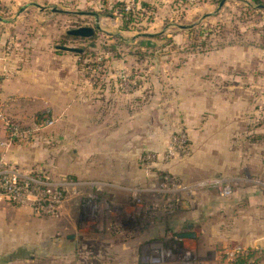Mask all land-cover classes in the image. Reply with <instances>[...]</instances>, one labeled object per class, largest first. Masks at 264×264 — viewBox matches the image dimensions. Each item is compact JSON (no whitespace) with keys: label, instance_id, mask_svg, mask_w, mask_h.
<instances>
[{"label":"rangeland","instance_id":"rangeland-1","mask_svg":"<svg viewBox=\"0 0 264 264\" xmlns=\"http://www.w3.org/2000/svg\"><path fill=\"white\" fill-rule=\"evenodd\" d=\"M215 1L219 5L205 12L212 14L205 24L160 25L153 16L136 22V28H124L126 38L160 32L152 38L155 49L141 47L145 50L143 55L136 52V40L115 39L113 34L121 27L115 19L119 13L113 10L109 14L75 6L64 10L51 4L52 1L44 8H30L27 14L17 15L16 11L8 16L1 14L18 21H11L15 25L12 29L9 21L0 24V73L6 76L5 72L16 69L17 62L24 60L27 52V37L37 34L32 61L35 65L40 61L38 64L48 66L47 70L38 73L31 65L24 66L18 72L13 71L12 78L32 85L34 91H41L43 87L44 105L33 120L49 117L52 124L28 133L27 139L15 138L10 142L7 135L0 137L1 145L13 146L17 160L8 161L1 155L0 158L20 169L47 171L56 180L63 173L82 180L95 179L113 194L114 205L125 197L117 188L129 187L142 190L143 194H157L164 203L160 205L161 211H165V205L179 204L180 216L192 209H201L208 199H216L211 212V215L215 212L212 231L200 232L201 223L198 239L193 242L203 245L212 235H218V225L225 221L219 201L227 204L240 183L234 180V169L223 163L233 165L241 152L244 156L239 147L244 146L243 141H252L251 136L264 130V37H260V45L245 40L244 33H249L254 23L249 18L252 14L240 9L245 0ZM137 2L126 0L125 10L137 8ZM209 7L192 4L189 15L179 21H195L197 14ZM257 10L258 21L254 25L264 34V8ZM234 19L239 27H235ZM146 21H149L147 25ZM96 22L100 27L89 38L65 31L78 25L94 26ZM235 29L242 31L243 37L235 38ZM112 43H117L118 55L106 52L111 51L105 47ZM62 44L85 48V52L57 46ZM252 60L254 69L249 68ZM104 65L110 66L111 72ZM104 70L110 72L112 89H101L93 83V72ZM203 70L208 74L203 76ZM212 87L217 90H210ZM3 98L0 99V125L12 119L25 127L33 121L20 122L8 111L12 103L23 98L20 94L9 93ZM122 101L127 102L125 105L132 117L125 133L116 130L117 123L90 121L91 115L97 117L100 113L107 114L108 118L110 110L122 107L116 102ZM137 116L140 124L133 123ZM55 122H58L56 128ZM54 130L59 131L60 137L50 140V132L53 136ZM225 185L228 191H222ZM79 192L84 193L80 187ZM71 198L65 200L61 214L53 217L36 216L26 206L28 203L12 204L0 198V264H44L42 243L51 235L59 237L55 220L62 217L65 206L68 208L65 211H70ZM136 205L141 206L142 202ZM227 211L232 212V208ZM94 218L77 222L81 226L78 231L87 230L95 222L101 229L106 227ZM72 225L75 223L64 224L67 228ZM84 241L96 240L88 236Z\"/></svg>","mask_w":264,"mask_h":264},{"label":"crops","instance_id":"crops-1","mask_svg":"<svg viewBox=\"0 0 264 264\" xmlns=\"http://www.w3.org/2000/svg\"><path fill=\"white\" fill-rule=\"evenodd\" d=\"M125 1L126 0H0V24L9 21V23L11 24L10 29H12L15 25L11 23V21H18V19H8L6 18V16L11 15L13 11H16L17 15L23 13L27 14V12L30 11V8H44L49 5L50 2H52L51 4L59 5V7L64 10L70 9V7L75 6L76 8H93L100 11L111 10L112 12L113 10V13H115L116 5ZM192 4H198L202 7L207 4L210 7L209 9H202L205 11H203V13L201 14H197L198 16L195 21L192 20L187 23L179 21L180 19L184 18L185 15H189L190 5ZM216 5L218 6L219 4L215 0H139V2H137L136 4V9L140 11V18L138 20V23H141L140 20H142V18L154 16V21L158 22V24L160 25H194L195 23L205 24L206 20H210L212 14L209 13L208 15V13L205 12H207V10H210L212 6L213 8L216 7ZM248 6L251 8V12L249 13V15L252 14L249 18H251L252 22L254 23H251V27L249 28L250 32L244 33L245 40L249 42L255 41L257 44H252L260 45L259 39H261L260 37H264V34L258 32L256 25L254 24H256V22L258 21L256 17V10L264 8V6L255 3L254 0H245L240 9L247 10ZM223 8L225 7H222L221 9ZM253 10L255 12H252ZM149 13L152 14V16L148 15ZM1 14L6 16H2ZM240 18L238 17L237 20L239 21ZM115 19L117 20V24L121 23L119 14L118 16H115ZM235 20L236 19H234L235 27H239L238 23H236ZM230 21L226 22L228 23ZM143 22L144 21H142V23ZM148 23L149 21H146L145 25H147ZM120 31L123 36H125L124 31ZM30 33H33V31L30 30ZM242 34V31L241 33H239L238 30L235 29V38L243 37ZM15 35H17V33L10 36L13 37ZM37 40V34H35L31 38L27 37L26 41L29 44L27 48H25L27 52L26 54H24V60H22L21 62H17L18 64L16 66V69L13 70L14 72H18L19 70L24 69V66L29 67L30 65L32 66L34 72L41 73L47 70L46 67L48 66L38 64L40 63V61L36 65L35 62L32 61V58L36 54L34 53V46ZM106 52L108 54L118 53L116 51ZM255 67L256 66L252 60L249 68L254 69ZM106 70L111 72V67L106 66ZM13 71L8 70L7 72H5L7 73L6 76H3V74L0 73V99H2L4 95L9 93L20 94L23 98L15 103H12L9 106L8 111L11 112L12 116L18 121L29 123L33 120V117L41 111L44 105L42 100L43 97L46 96V94L42 89L43 87H41V91L40 89L34 91V87L32 85L23 83L24 81L20 82L17 78L13 79ZM205 71L206 70H203V76L208 74ZM110 72L105 73V70L104 72L94 71L91 75L94 79L93 83L97 84V87L101 86V89H112V87L114 86V82L109 77ZM77 73L79 75H82V72L79 70ZM215 88L212 87L210 88V90H217ZM116 103L117 105H122V107L125 108L124 111L122 110V107H117L116 110H110L108 112V118H106L107 114L100 113L97 114V117L96 115L94 117H92L91 115L90 121L103 122L108 120V122L111 121L112 123H117V125L119 126L116 128V130L118 129L125 133V131H127V126L129 125L128 122L130 123L132 117L129 109L125 105L127 102L122 101L121 103ZM98 115H101V117H99ZM62 117L64 118V116ZM139 117L140 116H137L133 123L138 121V123L140 124L141 119ZM56 125H58V122H55V128ZM54 131L55 134L53 136H51L52 134L50 132V140H52L54 136L60 137L59 131ZM259 132L261 133H255V135L250 137L252 141L244 140V146H239L244 151V156H242L241 152L240 155H238V157L235 159L233 165L223 163L224 166H228L229 168L234 169V180L240 181L239 187H237L233 194L228 197V200L225 202L227 204H224V201H219L221 203V205H219L220 214H222L221 211L222 209H224L225 221L221 222L222 224L219 223L218 235H212L210 237L211 240H208V242L206 241L205 244L198 246L201 259L197 264H219L217 263L215 257H207L206 255L207 245L212 244L211 242L213 241L214 243L222 242L223 244L229 242H238L245 250V253H243V255L239 258L237 264H264V130H261ZM4 135L5 130L0 125V137L2 138ZM96 135L99 136V133ZM119 137L125 136L121 135ZM0 155L8 161L17 160L16 156L13 155V146L9 148L4 147L0 144ZM215 200L216 199H208L206 201V204L201 206V209H192L189 212H184L181 216H179L178 219H188L191 220L194 224L202 223L203 225H201L205 228L203 233L208 232V229L212 231V226H214L212 225V221L215 219L213 216L215 212L212 215L211 212L215 208ZM228 208H232V212H228ZM66 209L68 208L65 206V210ZM65 210L62 217L55 220L56 223L54 222L55 224H57L56 232L58 234L57 236L59 237L51 235L48 241L44 240L42 243V258L44 260V264H146L142 261L139 255L141 244L132 241V238L125 235L124 233L114 232L105 234L104 236L100 237L93 236V239H95L96 241H93L92 243L85 242L84 239H87L88 237L74 234L78 231L76 223L79 220L77 219L76 215L73 218L70 211L66 212ZM217 210L218 208H216L215 211ZM119 219L123 224H130V220H127L125 217H120ZM67 220H69V222L75 223V225L67 228L66 226H64V224L69 223ZM54 230L55 229H53V232L56 233ZM49 233H51L50 229ZM197 234L199 235V232ZM160 235V229L152 226V228L144 230L142 233L138 234V238L147 242L152 240L153 238L159 237ZM1 260L2 259L0 258V263H2ZM165 264L179 263L174 262Z\"/></svg>","mask_w":264,"mask_h":264},{"label":"built area","instance_id":"built-area-1","mask_svg":"<svg viewBox=\"0 0 264 264\" xmlns=\"http://www.w3.org/2000/svg\"><path fill=\"white\" fill-rule=\"evenodd\" d=\"M51 124L52 120L47 117L35 119L25 127L12 119L7 120L5 125H1L7 133V140L11 142L15 138L27 139L32 132ZM79 184L78 180L67 179L64 175L56 180L47 171L44 173L34 168L20 169L17 165L9 164L3 161L2 157L0 158V198L12 204L26 205L28 203L29 205L26 206L31 207L32 213L36 216H59L65 200L80 194ZM66 189H69V192ZM222 191H228L227 185ZM86 214L89 215L87 218L92 217L88 212ZM244 251L240 244L232 246L223 244L214 257L219 264H231ZM139 255L146 264L174 262L197 264L200 261L198 259L200 253L193 239L172 231L141 244Z\"/></svg>","mask_w":264,"mask_h":264},{"label":"flooded vegetation","instance_id":"flooded-vegetation-1","mask_svg":"<svg viewBox=\"0 0 264 264\" xmlns=\"http://www.w3.org/2000/svg\"><path fill=\"white\" fill-rule=\"evenodd\" d=\"M63 175L66 176L67 179L71 178L73 180L81 181L79 187L84 192L83 194L81 193L70 199L69 210L71 216L74 218L75 215L77 216L78 211H86L91 214L92 217H95L94 219H96L97 222L104 220L103 225L106 224V227L101 229L102 227H99L98 223L95 222L93 225L89 226L87 230L77 231L74 233L75 235L83 237H100L108 233L120 232L130 236L132 241L138 244H143L146 241L139 239L138 234L154 226L160 229L161 235L172 231L182 236L191 237L193 240L198 239V227L201 226V224H194L188 219H178L180 216L178 213L179 204L165 205V211H161L159 209L160 205H163L164 203L157 194H143L140 192L142 190L129 187L117 188L120 189L117 190L118 193L124 194L125 197L122 198L124 200L121 199L114 205L112 202L114 199L113 194L108 190H104L102 182L95 179L82 180L80 177L67 173H63ZM138 202H142V205L137 206L136 204ZM130 205H132L131 209L129 208ZM112 206L115 207L112 208ZM43 217L46 216L44 215ZM120 217H125L127 220H130V224H123L119 219ZM77 227L80 228L81 226ZM204 230L205 228L202 226L199 231L203 232ZM199 245L200 244L196 243L197 249ZM221 245L222 244L219 242L208 244L206 252L207 257H214ZM198 259H201L200 255H198ZM238 260L239 258L236 259L233 264H237Z\"/></svg>","mask_w":264,"mask_h":264},{"label":"trees","instance_id":"trees-1","mask_svg":"<svg viewBox=\"0 0 264 264\" xmlns=\"http://www.w3.org/2000/svg\"><path fill=\"white\" fill-rule=\"evenodd\" d=\"M255 3L261 4L262 6H264V0H254ZM125 3H118L116 5V12L119 13L120 19H121V23H120V29H118L113 36H115V39H117L119 42L123 41V42H129V41H135L136 40V44L135 46L138 47L136 48V52L141 53L142 55L144 54L145 50H142L141 47L144 46L146 48V50H151L152 48L155 49V44L153 42L154 37H157L160 32H156L150 35H142L140 34L138 37L136 38H126L125 36H123V34L121 33L120 30H123L124 28L129 29L130 27L136 28L135 23L138 22L137 20L140 18V11H138L136 8L130 9V10H125L124 8ZM105 14H109L111 12L104 10ZM250 13L251 12V8L248 6L247 7V11L245 13ZM93 39V37H92ZM203 42V39L201 40ZM193 44H195V42H197V38L193 40ZM105 48L107 49H111V51H117V43H112L110 45H107ZM84 50V51H83ZM81 54H83L82 52H85V48L82 49ZM140 54V55H141ZM99 67H103L101 65H98ZM2 126V125H1ZM3 127V126H2ZM4 128V127H3ZM5 130V129H4ZM6 131H5V135H6ZM244 252H242L236 259L240 258L243 255ZM234 261L231 262V264H233Z\"/></svg>","mask_w":264,"mask_h":264},{"label":"water","instance_id":"water-1","mask_svg":"<svg viewBox=\"0 0 264 264\" xmlns=\"http://www.w3.org/2000/svg\"><path fill=\"white\" fill-rule=\"evenodd\" d=\"M53 9L59 10L56 7H53ZM96 20H97V16H96ZM99 27L100 26H99L98 22H96L94 26H92V25H78L76 27H71V28L66 29V33L72 34L75 36L84 37V38H89V37L94 35L95 29L99 28ZM145 34L149 35L150 33H145ZM57 46L61 49L68 50V51L79 52L82 50L81 47L70 46V45H65V44L57 45ZM88 216L89 215L86 214V211H78L76 217L80 221V220H85ZM102 222L104 223V220ZM70 236H72V235H70ZM73 236H74V234H73Z\"/></svg>","mask_w":264,"mask_h":264}]
</instances>
